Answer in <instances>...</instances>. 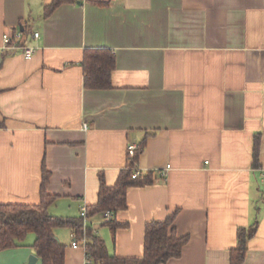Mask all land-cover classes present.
Here are the masks:
<instances>
[{"label":"crops","instance_id":"1","mask_svg":"<svg viewBox=\"0 0 264 264\" xmlns=\"http://www.w3.org/2000/svg\"><path fill=\"white\" fill-rule=\"evenodd\" d=\"M51 1L0 0V202L38 203L44 165L48 212L78 217L100 174L113 184L127 146L155 131L136 168L162 177L127 189L114 215L126 226L112 231L102 213L87 226L110 253L139 257L145 223L176 211L188 240L161 264H229L238 227L257 220L242 264H264V0H74L46 16ZM4 33L33 55L5 48ZM98 47L115 56L110 88L83 83L84 50ZM54 232L64 264H86L73 230ZM33 238L0 264L26 263Z\"/></svg>","mask_w":264,"mask_h":264},{"label":"trees","instance_id":"2","mask_svg":"<svg viewBox=\"0 0 264 264\" xmlns=\"http://www.w3.org/2000/svg\"><path fill=\"white\" fill-rule=\"evenodd\" d=\"M64 1L52 0L45 6L44 15H48L56 6ZM24 29L20 31L23 34ZM19 44L22 43L18 41ZM84 71V86L86 88L104 89L112 86L111 74L115 67V56L109 48H86L81 62ZM155 131L146 132L136 145L133 155L127 154L126 165L118 172L113 184L108 185L102 174L99 176L97 199L87 205V216L104 212L117 211L127 208L126 192L129 187L150 185L162 177L156 170H139L136 162L143 151L147 139ZM259 137L255 135L252 157L253 164L259 165L258 159ZM138 172L133 176L134 172ZM49 172L42 165V179L40 186V201L36 204L1 203L0 202V250L18 246H25L26 237L32 233L34 238L29 245L39 257L41 264H64L65 246L58 240L54 229L67 226L81 238L85 233L86 264H161L170 258L179 257L183 245L187 242V235H178L174 225L176 211L171 212L163 220H151L144 225L143 253L139 257H121L110 253L104 240L97 234L93 226L83 228L82 217H61L51 215L48 205L53 196L46 191ZM112 231L126 223L117 221L114 216L103 221ZM257 220L248 226L238 227L236 244L229 250V264H242L244 261L247 242L255 234Z\"/></svg>","mask_w":264,"mask_h":264},{"label":"built area","instance_id":"3","mask_svg":"<svg viewBox=\"0 0 264 264\" xmlns=\"http://www.w3.org/2000/svg\"><path fill=\"white\" fill-rule=\"evenodd\" d=\"M38 35H39L38 32L33 33L34 37H37ZM2 37H3V43H4L5 48H8V49L20 48L21 53L27 58L31 57L33 55V53L35 52V47L30 46V45H26V44H19L18 43L17 40L20 38V33L16 34V36H15L16 42L13 44L10 43L12 37L9 34L4 33ZM83 128H86V124H83ZM135 147H136L135 144H129L127 146L128 155H133ZM137 173H138L137 171L134 172L133 176L137 175ZM79 216L82 217L83 228L87 227L88 220H87L86 206L81 207L80 212H79ZM113 216H114L113 211L105 210L104 212H102V217L104 220L111 219ZM71 236H72L71 245L73 247H76V246H83L84 247L85 246V233L84 232H83L81 238H77L76 233L74 231L71 233Z\"/></svg>","mask_w":264,"mask_h":264},{"label":"water","instance_id":"4","mask_svg":"<svg viewBox=\"0 0 264 264\" xmlns=\"http://www.w3.org/2000/svg\"><path fill=\"white\" fill-rule=\"evenodd\" d=\"M36 261H37V255L36 254H30L27 262L24 264H35Z\"/></svg>","mask_w":264,"mask_h":264}]
</instances>
